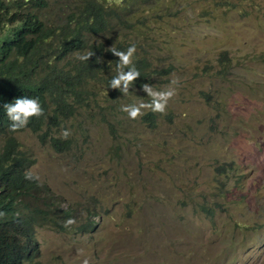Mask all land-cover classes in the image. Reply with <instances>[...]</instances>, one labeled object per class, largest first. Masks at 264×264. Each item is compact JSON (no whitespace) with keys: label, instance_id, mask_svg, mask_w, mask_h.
I'll use <instances>...</instances> for the list:
<instances>
[{"label":"rangeland","instance_id":"374dc122","mask_svg":"<svg viewBox=\"0 0 264 264\" xmlns=\"http://www.w3.org/2000/svg\"><path fill=\"white\" fill-rule=\"evenodd\" d=\"M229 1L172 0L152 44L132 37L157 70L148 84L180 79L154 124L121 111L150 99L142 87L92 83V112L50 132L69 148L20 134L30 172L76 221L38 231L42 264H264V0ZM90 214L96 231L80 233Z\"/></svg>","mask_w":264,"mask_h":264},{"label":"clouds","instance_id":"9594fccd","mask_svg":"<svg viewBox=\"0 0 264 264\" xmlns=\"http://www.w3.org/2000/svg\"><path fill=\"white\" fill-rule=\"evenodd\" d=\"M62 3L57 4L55 0H0V59L21 72L18 76L34 72L33 78L41 79L44 76L43 70L49 66L48 56L61 54L67 48L69 41L60 38V26L65 18L64 12L59 13ZM57 6L58 11L55 9ZM74 29L72 24L69 39L76 40L83 46L82 34ZM105 43L109 51L119 57L116 75L114 70L109 73L85 74L81 89L85 87L88 94L91 91L90 85L95 83L113 90L114 94L123 93L127 96L130 89L142 87L150 99L147 102L122 105L121 111L133 120L145 115L146 110L165 114L169 101L178 94L176 86L180 83L179 77L173 78L163 90H156L153 85L148 84L149 80L141 86H133L141 77L134 64L136 45L132 44L126 51H120L111 42ZM93 56L92 52L72 53L57 64L69 66L75 58L87 62ZM97 62L102 63V58L98 57ZM17 91L15 78L0 74V251L12 249L18 255L20 264H29L34 252L39 249L37 261L42 264L38 231L51 225H38L35 229L27 219L28 214L38 208L35 205L40 199L54 200L55 207L60 209H63L64 204L48 183L30 172L34 162L23 150L20 134L30 130L43 142L49 139L53 145L57 140L66 144L68 141L50 135V132L66 126L79 114L92 111L85 94L84 104L77 108L73 116L63 121L61 126H57L52 113L39 96L27 92L17 94ZM70 135L68 129L61 132L63 139H68ZM95 217L92 216L93 219ZM75 222L70 218L65 222V227ZM54 229L61 231L59 227ZM96 229L97 225L93 232L79 226L78 231L94 233ZM84 264H88V261L85 260Z\"/></svg>","mask_w":264,"mask_h":264},{"label":"trees","instance_id":"16d2710c","mask_svg":"<svg viewBox=\"0 0 264 264\" xmlns=\"http://www.w3.org/2000/svg\"><path fill=\"white\" fill-rule=\"evenodd\" d=\"M219 1L222 3L220 6ZM55 2L57 4L63 2L59 13L64 12L65 18L60 26V38L69 41L67 48L61 54L48 56L49 66L43 70L44 76L41 79H34L32 74L34 72L18 76L21 72H17V69L12 64L6 63L4 59H0V74L15 78L17 94L27 92L39 96L52 113L55 125L61 126L62 122L73 116L77 108L85 102L87 92L85 87L81 89L85 74L109 73L114 70V75H116L119 57L109 51L105 41L111 42L117 50L126 51L132 45V37L139 33L143 34L142 37L149 46L152 42L146 36V31L155 29L159 20L177 14L172 11V0H55ZM216 6L228 9L231 2L218 0ZM55 9L58 11V6ZM72 24L75 26L74 30L82 34L83 46L76 40L69 39ZM135 45L137 52L134 64L140 71L141 77L133 86H141L150 80L157 70L153 69L149 59L137 56L138 52H145V46L138 43ZM86 52L94 54L87 62L75 58L69 66L57 64L72 53L84 54ZM98 57L102 58V63L97 62ZM229 62L227 54L220 57L222 67L220 74L228 70ZM0 112H2L1 101ZM157 118L158 114L152 111L144 115V120L150 124H154ZM54 145L63 148L70 147L69 142L62 144L59 140L54 142ZM219 172L221 175H228V171L223 167L219 168ZM38 203L41 205L39 206ZM38 203L35 205L38 208L31 210L27 217L35 229L38 225L52 224L53 227H59L61 232L67 231L70 226L65 227V222L70 218L74 219L71 210L56 208L54 200L40 199ZM92 216V214L88 215L80 228L90 229L93 232L97 224ZM38 255L39 249L34 252L29 264H40L37 261ZM0 264H20L18 255L12 249L0 251Z\"/></svg>","mask_w":264,"mask_h":264}]
</instances>
